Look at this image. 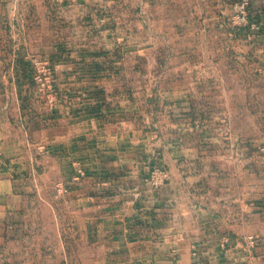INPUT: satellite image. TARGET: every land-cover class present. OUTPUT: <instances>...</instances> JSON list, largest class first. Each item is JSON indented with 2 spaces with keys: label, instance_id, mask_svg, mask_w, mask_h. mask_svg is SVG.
Wrapping results in <instances>:
<instances>
[{
  "label": "rangeland",
  "instance_id": "rangeland-1",
  "mask_svg": "<svg viewBox=\"0 0 264 264\" xmlns=\"http://www.w3.org/2000/svg\"><path fill=\"white\" fill-rule=\"evenodd\" d=\"M171 181L228 189L264 251V0H0V264L123 263L84 217Z\"/></svg>",
  "mask_w": 264,
  "mask_h": 264
},
{
  "label": "crops",
  "instance_id": "crops-1",
  "mask_svg": "<svg viewBox=\"0 0 264 264\" xmlns=\"http://www.w3.org/2000/svg\"><path fill=\"white\" fill-rule=\"evenodd\" d=\"M182 152L179 172L181 167L189 165V161L194 166L204 157H219L213 153L203 155L197 147ZM27 188L30 187H21L16 194L7 195L9 200L4 203V208L18 206L23 196L20 190ZM196 190L194 185L192 192L186 194L177 182L167 183L156 192L157 195H151L145 202L146 211L135 222L129 216L123 219L116 214L107 217L113 226L110 237L103 232L105 218L101 210L105 205L100 200L104 199L101 194L97 196L95 215L84 217L86 240L89 236L92 245L99 243L97 247L102 249L103 256L106 250L103 243L107 240L111 246L108 247L110 254H119L120 250V255L127 258L120 264H264L263 248L250 246L246 241L251 213L242 209L243 204H232L226 199L223 192L228 189L225 187L213 189L216 193L220 192L217 197L211 195L208 189L204 190V194L197 195ZM117 197L111 195V201L108 200L106 205L119 212L120 204L115 203ZM4 217L0 216V223ZM91 227L96 228L93 233L89 230Z\"/></svg>",
  "mask_w": 264,
  "mask_h": 264
},
{
  "label": "built area",
  "instance_id": "built-area-1",
  "mask_svg": "<svg viewBox=\"0 0 264 264\" xmlns=\"http://www.w3.org/2000/svg\"><path fill=\"white\" fill-rule=\"evenodd\" d=\"M35 64V63H34ZM35 67V66H34ZM45 74V73H44ZM35 78V77H34ZM39 85L42 87V88H44V87H46V81L42 78V77H40V79H39ZM158 177V176H157ZM166 178V174H164L163 173V175H161V180H164ZM254 236H250V239H252Z\"/></svg>",
  "mask_w": 264,
  "mask_h": 264
}]
</instances>
